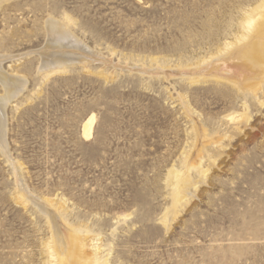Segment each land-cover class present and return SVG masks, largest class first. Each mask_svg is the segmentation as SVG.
<instances>
[{"label": "rangeland", "instance_id": "374dc122", "mask_svg": "<svg viewBox=\"0 0 264 264\" xmlns=\"http://www.w3.org/2000/svg\"><path fill=\"white\" fill-rule=\"evenodd\" d=\"M263 15L0 0V264H264Z\"/></svg>", "mask_w": 264, "mask_h": 264}, {"label": "bare ground", "instance_id": "6f19581e", "mask_svg": "<svg viewBox=\"0 0 264 264\" xmlns=\"http://www.w3.org/2000/svg\"><path fill=\"white\" fill-rule=\"evenodd\" d=\"M250 24L251 23H254V25H256V30H258L259 32H264V15L262 16V20H259V21H257V22H253V20L251 21V22H249ZM53 27V26H52ZM55 28V27H54ZM54 30V29H53ZM56 30H57V28H56ZM55 30V31H56ZM59 31V30H58ZM55 34H57V33H55ZM59 35V34H58ZM60 35H61V33H60ZM65 35V34H64ZM53 36V35H52ZM64 37H66V36H64ZM58 38V37H57ZM63 38V37H62ZM61 38V39H62ZM60 39V40H61ZM65 40V39H64ZM56 42H58V41H56ZM55 41H54V44L56 43ZM62 42V41H61ZM57 44V43H56ZM244 55L243 56H245V58H247V60L248 61H253V59L254 58H256V57H262V56H264L263 54H264V46L263 45H257V46H253V45H248L246 48H245V50H244ZM56 59H57V57H56ZM58 65L59 66H62L63 65V61H61L60 60V62L58 63ZM6 78V77H5ZM1 80L3 81V77L2 76H0V82H1ZM7 81V80H6ZM6 84V83H5ZM9 88V87H8ZM10 93H11V91H9ZM6 99H8V97L6 98ZM10 99V98H9ZM0 101H2L3 102V100H0ZM5 101V100H4ZM7 101V100H6ZM1 103V102H0ZM1 104H5V102L4 103H1ZM1 106V105H0ZM3 106V105H2ZM2 106L0 107V108H2ZM3 109V108H2ZM1 112V111H0ZM2 113V112H1ZM5 114V113H4ZM1 118H2V115H0V120H1ZM3 121V120H2ZM4 123V121L2 122V124ZM92 123H93V117H90L85 123H84V125H83V135L85 136V137H89L90 136V133H91V128H92ZM4 126V125H3ZM3 129V127L1 126V121H0V131ZM3 131V130H2ZM1 142V141H0ZM183 183H182V181H180V182H178L177 183V185L174 187V192H176V194L178 193V191H179V187L178 186H181ZM58 237V236H57ZM74 256H73V254H70V255H68V259L65 261V263H67V264H72V262H71V259L73 258ZM94 264H99L98 263V261H97V259H94Z\"/></svg>", "mask_w": 264, "mask_h": 264}]
</instances>
